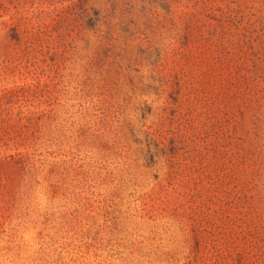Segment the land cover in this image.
<instances>
[{"label":"rangeland","instance_id":"obj_1","mask_svg":"<svg viewBox=\"0 0 264 264\" xmlns=\"http://www.w3.org/2000/svg\"><path fill=\"white\" fill-rule=\"evenodd\" d=\"M0 264H264V0H0Z\"/></svg>","mask_w":264,"mask_h":264}]
</instances>
